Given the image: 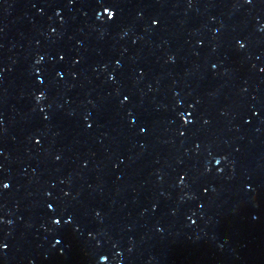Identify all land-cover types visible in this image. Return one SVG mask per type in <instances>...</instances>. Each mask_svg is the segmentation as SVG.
<instances>
[{
	"label": "water",
	"instance_id": "obj_1",
	"mask_svg": "<svg viewBox=\"0 0 264 264\" xmlns=\"http://www.w3.org/2000/svg\"><path fill=\"white\" fill-rule=\"evenodd\" d=\"M106 3L0 0V264H264V0Z\"/></svg>",
	"mask_w": 264,
	"mask_h": 264
},
{
	"label": "snow or ice",
	"instance_id": "obj_2",
	"mask_svg": "<svg viewBox=\"0 0 264 264\" xmlns=\"http://www.w3.org/2000/svg\"><path fill=\"white\" fill-rule=\"evenodd\" d=\"M254 2V0H244V3L248 4V5H252ZM98 3L100 4V7L102 8H105L106 10L109 9V8H113L115 7V5H112V4H108L106 3V0H98ZM116 13L114 11H107V17L109 20H112L114 17H115ZM156 21H153V24H155ZM246 47V44L241 42L239 43V48L240 49H244ZM37 63H39V61H37ZM259 87V85L257 86ZM45 97H44V94L41 93L40 95L36 96V100L37 101H40V100H43ZM45 119H47V117H45ZM185 123H187V121H185ZM89 127H91V125H89ZM183 135V133H182ZM37 143H39V141H37ZM57 159H59V157H57ZM221 161L220 160H217L216 163L219 164ZM0 187H2L3 189H8L9 188V184L8 183H2L0 184ZM3 221H0V223H2ZM55 224H59L60 221H54ZM7 248V244L6 243H0V251H3L4 249Z\"/></svg>",
	"mask_w": 264,
	"mask_h": 264
}]
</instances>
